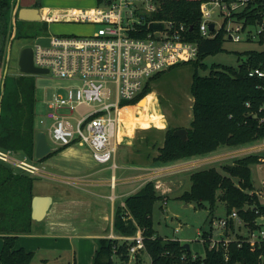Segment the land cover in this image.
Returning a JSON list of instances; mask_svg holds the SVG:
<instances>
[{
    "label": "trees",
    "instance_id": "16d2710c",
    "mask_svg": "<svg viewBox=\"0 0 264 264\" xmlns=\"http://www.w3.org/2000/svg\"><path fill=\"white\" fill-rule=\"evenodd\" d=\"M151 1L158 4V12L152 14V18L175 20L193 26L188 39L199 44V58L190 62L195 71L191 84L193 119L187 128L188 138L183 141L173 135L175 130L183 127L169 126L163 142L152 145L158 151L152 155V162L170 164L181 159L209 155L224 147L250 146L264 139V79L248 75L249 69L264 67V52H246L245 60L237 67L212 64L208 68L203 60L222 52L224 41L221 36L202 39L199 35L200 5L204 0ZM101 2L98 0V4ZM14 3L13 0H0V84L12 35ZM36 6H41V0H37ZM41 36H48L46 25L43 31L38 29L29 38L35 40ZM199 69L208 70V73L201 74ZM161 73L151 78L136 98L122 102L121 107L136 105L147 96L152 91L151 80ZM35 97L34 81L28 75H21L12 92L3 97L0 116V148L26 155L30 159L36 158V135L39 132L35 126ZM64 148L51 152L39 161ZM261 163L262 156L249 154L223 165L221 169L225 174L215 166L194 170L190 175V189L178 199L194 203L199 209L210 208L211 214L220 201L225 204L226 214L236 210L247 227L256 228V219L264 214V204L255 192L251 166ZM34 182L35 178L16 172L0 161L1 264H31L34 258L35 252L16 247L19 235L31 234L33 231L31 202L35 196ZM161 199L164 197L158 192L155 182L149 181L138 192L128 196L123 206L116 208L113 222L118 236L132 237L138 228L143 229L144 244L151 264H264V249L254 248L244 242L241 240L243 235L239 233L236 234L238 239L232 240L227 246L219 242L214 248H209L207 240L204 242L203 256L192 255V251L177 240L165 241L154 230L151 220L153 202ZM231 229L236 231L232 224ZM210 236L211 231L202 232L205 239ZM121 240L98 239L92 264H117L116 257L128 264L129 243Z\"/></svg>",
    "mask_w": 264,
    "mask_h": 264
},
{
    "label": "built area",
    "instance_id": "2783aa9c",
    "mask_svg": "<svg viewBox=\"0 0 264 264\" xmlns=\"http://www.w3.org/2000/svg\"><path fill=\"white\" fill-rule=\"evenodd\" d=\"M43 11L42 19L48 22H82L97 27L82 36L48 35V46L34 40V65L73 82L64 88V93L56 92L48 100L46 115L39 122L49 120L46 133L49 144L84 145L92 151L98 164H110L115 171V156L121 141L122 102L141 94L158 73L199 58V44L188 39L194 28L185 22L152 18L158 12V4L151 0H102L94 9L56 14L47 10L46 15ZM200 12L198 32L202 39L221 36L224 42L256 43L264 48V0H204ZM248 75L264 79V67H253ZM83 106L89 108L83 109ZM258 142L242 146L240 150L259 154L264 163V139ZM0 161L31 177L47 174L38 160L12 150L0 148ZM231 224L236 231L243 230L241 240L264 249V214L256 219V228L251 229L236 210L223 217H212L211 236L205 239L201 234L202 242L208 240L209 248H214L219 242L227 246L237 240V237L225 236L228 230L232 231ZM214 229L221 230L220 236H214ZM121 238L134 241L129 247L130 259L144 247L142 228L133 237Z\"/></svg>",
    "mask_w": 264,
    "mask_h": 264
},
{
    "label": "rangeland",
    "instance_id": "374dc122",
    "mask_svg": "<svg viewBox=\"0 0 264 264\" xmlns=\"http://www.w3.org/2000/svg\"><path fill=\"white\" fill-rule=\"evenodd\" d=\"M24 1L25 0H21V3H24ZM72 1L81 2L83 0ZM60 4L64 5L66 4V2L59 0L44 1V5L46 6H54ZM35 8H37L42 14V6H36ZM12 24V35L10 38V42L8 43L9 76L7 75L8 77H6L4 85L1 81L0 97L2 96V93L4 97L6 93L12 92L16 85L17 79L21 77V72L18 65L19 57L23 48L32 46L34 43V40L29 38L30 34H32L33 32H37L38 29L43 31L45 25L46 32L50 36H82L91 33L97 27L95 25L82 22L55 21L49 23L44 19H41L40 21H36L34 23H30L28 21L20 20L14 15ZM16 35L17 37H15ZM223 48L224 49L222 52L216 55L208 56L203 60V62L207 64L208 68L211 67L212 64H222L225 66L237 67L243 60H245L246 52L264 50L262 46L256 43H235L229 41L224 42ZM194 71L195 68L192 63L180 64L162 72L159 77L151 80V88L152 91H154L157 95L158 101L155 95L151 94L148 97L142 99L139 104L124 108L121 111L122 121L126 126V129H124V134H130L131 136L134 135L138 137V139H140L143 135L138 133L139 127L143 129L152 128L154 132H152L153 134L150 135L151 138L149 137V139H154V144L157 143L158 145H160L163 142L165 133L169 126L188 128L193 116L192 105L194 99L191 93V84ZM199 71L201 74L208 73V70L204 71L199 69ZM15 73H18L20 75L14 76L13 74ZM30 77L35 83L36 91L35 101L37 122L35 126L37 131L47 133V123L49 122V120H46V123L41 124L39 122V119L45 117L46 115L48 100H50L56 92L64 93V88L73 85V82L57 78L51 73L30 75ZM131 136L128 135V138ZM50 146L54 148L55 145L50 144ZM119 146L117 152V164L120 165L121 160L124 157L132 156V153L128 151V149H126V146ZM241 148L242 147L227 148L211 153L215 155L210 157L209 162L204 163L202 166L192 168V171H190V173L194 170L215 166L218 168V170L225 174V172L221 169L223 165L231 164L237 158L244 157L249 154L248 150L242 151L240 150ZM65 149L67 152H70L72 154L79 153L83 156H91L90 151L87 149V147H81L79 146V144H71L67 146V148H64L62 150ZM143 149L148 152L150 151V154L152 155H156L158 153L157 148H148L147 146H145ZM21 156L23 155L21 154ZM35 159L39 161V159ZM133 159L135 161H141V159L136 158V155H133ZM45 161L46 159L42 162L39 161V164L45 166ZM185 170L186 169L181 171L182 173L180 174L182 175L178 177V180L176 182L170 183L171 185L176 183L180 186V189L176 188L174 190H169L170 193H168V195H163L164 199L155 200L153 202L151 214L152 226L157 234L164 238L165 241L177 240L183 244H189L192 255L198 253L203 256L205 249L204 243L199 241V231H210V219L212 217L219 218L225 216V205L219 201L213 213L211 214L210 208L199 209L195 207L194 203H186L181 199L175 198L174 196L177 193L182 192L188 187L189 178L186 175L188 173V169L186 170V172ZM263 170V165H252V181L256 185V188L254 187L255 190L259 193L262 191L258 186L261 180L264 178ZM15 171L18 172V170ZM112 174L113 170L109 169L107 170V172L103 173V176L112 178ZM120 174L121 169L119 168L116 172L117 177H115L116 185L120 181ZM33 178H35L34 191L38 193H46V195H49V191L47 190L50 188L48 187L50 186V180H48L50 178L47 177V174L45 177L34 176ZM111 178L108 183L111 182ZM71 179L72 178H70L69 180L72 181ZM234 180L236 183L238 182L237 179ZM73 184L74 183L70 185ZM112 191L113 190H111L110 187H107L105 189V193L107 195L112 194ZM120 191L121 187L118 184L115 193H117L118 195ZM50 192H53L58 199L60 194L56 191L55 188L50 190ZM119 205V203H116L115 209ZM45 221L46 219L41 221L38 225V227L42 230H45L47 228ZM85 221L89 223V217H86V219L83 220V224H78V222H76L75 224L78 226H85L87 225ZM220 231L221 230L219 229H214L212 232L215 237H218L220 236ZM242 231L243 230H240L239 232ZM237 233L238 231L234 232L228 230L227 233H225V236L234 238L237 237ZM96 241L97 240H91V243L95 244L97 243ZM125 241L129 243V247H131V245H133L134 243L132 239ZM39 243L36 244V248H33L36 253L31 264H75V260L76 264H87L88 262V264L91 263L89 257L91 251L89 245L90 242H83L82 244H80L81 241L79 240V237H67L65 240L55 242L43 240L41 241V244ZM115 260L117 261V264H126L120 262L117 257L115 258ZM128 264H151V260L146 251L145 244L144 247L141 248L136 253V255L130 259Z\"/></svg>",
    "mask_w": 264,
    "mask_h": 264
},
{
    "label": "crops",
    "instance_id": "0c3cea01",
    "mask_svg": "<svg viewBox=\"0 0 264 264\" xmlns=\"http://www.w3.org/2000/svg\"><path fill=\"white\" fill-rule=\"evenodd\" d=\"M17 1L18 0H13V2H15L13 11L14 16L17 10ZM44 1L45 0H41V6L43 8L42 10H44V15L47 14V10H52L50 11V13L55 12L56 14V12H66L70 10L94 9L98 5V0H83L81 2L72 0H59L66 2V4L54 6H46L44 5ZM36 2L37 0H25L24 3H21V0H19L18 8H35ZM13 75L18 76L20 74L15 73ZM151 94H154L158 101L157 95L154 91L148 93V95L144 98L148 97ZM140 102L141 100L137 104H139ZM129 106L135 105L125 106L123 107V109ZM82 108L86 109L89 108V106H83ZM120 120L121 125L119 128V135L121 139V145H119L126 146V149H128V151L132 153V156L124 157L121 160L120 165L117 164V154L115 156V163L117 165V168L115 171H113V174L111 175L112 178H110L113 180V178L117 177L116 172L119 168L121 169L119 178L120 181L118 182L121 187V191L119 192V194L117 195V193H115L118 184L116 185L115 183V186H111L112 180L108 183L110 178L103 176V173L107 172V170L109 169H112L111 165L98 164L94 160L92 151L88 147L87 149L91 154L90 157L83 156L79 153L72 154L70 152H67L66 149L57 152L53 156L47 158L45 161V168L47 167V177L50 178L48 179L50 180V186H48L50 188L47 191H49V196L53 198L51 208L45 217L47 228L45 230L40 229L38 225L41 221H34L33 231L31 234H22L18 236V239L16 241L17 248L22 247L28 251H33L36 253L33 248H36V244L39 242V244H41V241L43 240L55 242L65 240L67 237H79V240L81 241L80 244H82L83 242H90L89 245L91 251L89 257L91 262L90 264H92L93 256L98 245L97 243L92 244L91 240H98L101 238L121 239V237L115 236L116 233L113 227L116 203H119L121 206H123L128 196L138 192L149 181H153L156 183V187L157 189H159V192L161 191L160 193L162 195H168V193H170L169 190H174L176 188L180 189V186L176 183H174L173 185H171L170 183L176 182L178 180V177L182 175L180 174L182 173L181 171L184 169H188V173L186 175L189 178V184L186 189L174 196L178 199L185 191H188L191 187L190 171H192V168L202 166L204 163L210 161V157L215 155L209 154L204 156H195L188 159H181L165 165L154 164L152 162V154H150L151 152L145 151L143 149L145 146H147L148 148H152L154 139H149V137L151 134H153L152 132H154V130H152V128L143 129L141 127H137L138 133L142 134L143 136L138 139V137L128 134L129 136H131L128 138V135L124 134V129H126V126L122 121L121 114ZM79 146L84 147V145L80 144ZM60 148L61 147L54 146V148L51 147V150L53 152ZM227 148L229 147H224L219 150H224ZM133 155H136V158L141 159V161H135L133 159ZM259 165L264 166V163H261ZM70 178H72V181L69 180ZM263 179L258 186L262 190L260 192L261 195L257 194L260 197L262 204H264V186L262 185ZM72 183L74 184L70 185ZM166 183L169 185H167ZM107 187H110V189L113 190L112 194L107 195L105 193V189ZM254 187L256 188L255 184ZM54 188L60 194L58 199L54 194L55 190L54 193L50 192V190ZM33 192H35L34 188ZM256 193L259 192L256 191ZM36 195L47 196L46 193L38 192H35V196ZM86 217H89V223L85 221L87 225L78 226L75 224L76 222H78V224H83V220L86 219ZM202 232V230L199 231L200 242H202ZM239 234L241 235L242 233L240 232ZM0 246L1 252L3 246V240L1 237Z\"/></svg>",
    "mask_w": 264,
    "mask_h": 264
},
{
    "label": "water",
    "instance_id": "95a60500",
    "mask_svg": "<svg viewBox=\"0 0 264 264\" xmlns=\"http://www.w3.org/2000/svg\"><path fill=\"white\" fill-rule=\"evenodd\" d=\"M19 7V0L17 1V10L15 17H18L20 20L24 21H40L42 19V16L37 8H18ZM193 28V26H191ZM210 28L213 29V24L210 25ZM36 43L48 46L50 43V38L48 36H41L36 39ZM19 70L21 72V75H37V74H48L49 70L45 68H39L34 65L33 61V48L32 46H27L22 49L20 57H19ZM9 70V58L7 59L6 66L4 69L3 74V80L2 83L4 85L5 79L8 75ZM3 99V93L0 97V116H1V103ZM174 136L179 137L183 141L187 140L188 138V130L187 128H180L174 131ZM51 146L48 142L47 135L45 132H38L36 135V146H35V157L37 159L45 158L48 154L51 153ZM53 202V198L49 195L47 196H41L36 195L33 197L31 202L32 207V219L34 221H43L48 213V211L51 208ZM184 248L187 250L190 249L189 244H185Z\"/></svg>",
    "mask_w": 264,
    "mask_h": 264
}]
</instances>
